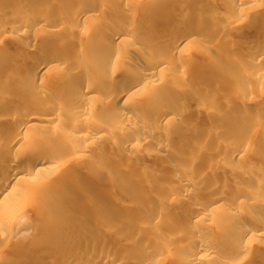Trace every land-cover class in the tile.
<instances>
[{"label": "rangeland", "instance_id": "374dc122", "mask_svg": "<svg viewBox=\"0 0 264 264\" xmlns=\"http://www.w3.org/2000/svg\"><path fill=\"white\" fill-rule=\"evenodd\" d=\"M18 1L27 5L31 12L22 14L20 18H14L6 10L0 9V50L4 53H15L16 48L14 46L18 47L19 44L17 42V46L11 37L16 36V33L22 30L28 34V39L24 40L27 42H23V44L32 45L38 53H48L49 55L61 53L67 55L66 58L69 57L70 51L62 49L61 45L70 42V48L81 51L79 54H82V58L92 59L106 40L105 36L100 33L95 32L94 35H87V37L67 34L63 29L66 26L73 25L74 27L76 25L73 12L77 11L80 5H85L86 9L95 11V8L100 5L108 7L112 0H44L45 6L34 5L32 0ZM146 1L128 0L125 5L133 9L136 14L135 17L144 16L145 19L143 17L134 19L137 24L147 23L146 18L151 17V31H149L152 37L151 47L160 52V59L169 63L167 69L160 70L150 79L149 93L151 95L152 92H155L158 94V98L133 104L135 111L144 113L149 118L161 117L154 124V130H151L153 134L145 137L146 139H143L144 141L135 148L119 146L121 149L117 146L128 140L130 136H142L139 131H134L136 136L132 126H130L131 124L122 125V128H119L121 132L118 130L109 138L99 137L96 141H90L89 147L84 151H81V146L86 142L82 138L65 140L57 151L56 158L58 160L56 159L54 162L55 167L47 168L46 174L44 173L45 175L39 182L34 181L35 184L26 186H24V180L18 182V187L23 188L26 192L25 206L10 214L0 212V264H4L16 255L20 257L22 254L25 257L31 255L33 264L101 263L86 261L82 258L73 263L62 261L60 254H63L62 250L67 245L54 247L51 244H46L48 247H53L54 253L51 251L52 248L49 251L47 247L35 251V245L41 243V236L37 235V230L45 219L63 220L64 218L61 212L53 209L48 210L45 207L47 196H59L60 190L64 191V195L67 194V202L75 210H80L86 206L92 208L91 216L94 221L88 224L84 231L86 234L94 235L101 247L113 248L115 261L112 264H132L135 261H142L144 264H181L184 256L192 249L183 242L184 236L193 234L198 230L206 231L209 235L206 260L200 261L198 264H264V254L259 252V250L264 251V238H251L239 252L238 249H234L236 244L234 241L219 237L221 231H237L239 226L235 221H240L244 216L254 215L260 223H264V76L259 80L250 81V86L244 92L235 89L233 77L227 79L226 82L215 79L217 67L224 69L225 63L222 58L217 57L216 59L212 42L206 39V41H202L199 38L201 37L202 25L193 33L197 40L190 42L184 48L168 52L166 48L180 27L190 25L194 18L204 21L203 9L197 11L196 8L184 4V8H180L181 10H173L172 13L167 14L159 12L156 8L148 7ZM218 1L204 0L203 2L210 7H215L214 4ZM225 4H221L219 1L214 10V17L222 21V24L234 20L233 17L238 14L241 15L242 12L240 9H236L233 11L234 13H231L229 6L227 7ZM7 5L13 6V1L7 0ZM53 9L58 10L59 14H55ZM182 9L189 14L190 18L180 19L177 16V12L183 11ZM111 13L109 12V15ZM112 14L111 16L114 17L111 20L106 13V21L108 18L110 21L109 23L105 21V23L116 27H125L124 20ZM251 16L255 22L264 24V17ZM40 20L44 21L41 22ZM55 20L58 23L55 24ZM97 20L104 23V21L101 22L100 18ZM97 20L95 21L97 22ZM90 23L88 20L78 22L79 25H83L88 30ZM97 24L99 23L97 22ZM248 27L247 24H242L241 27L240 25L233 27L232 30L234 31L221 32L225 40L230 41L231 56L236 60L242 57L244 50L242 45L249 39L248 37H251V33H249L251 29ZM216 30L214 33L219 35L220 30ZM243 40L245 41L243 42ZM132 43L133 45L130 44V41L125 40L114 45V47L132 55L135 54L134 50L137 53L148 54L142 44L135 43V45L133 41ZM85 51L91 55L84 56L86 55ZM208 56L211 57L208 58ZM207 58L209 60L213 58L209 65ZM56 64L59 72L67 70L65 63L57 62ZM175 64L185 67L184 71L177 69ZM108 67L106 72L114 76L124 70L115 64H110ZM227 67H229L230 72L233 71V74L236 72L244 73L248 68L244 67L239 71L236 63L230 62ZM222 68L220 70H223ZM249 70L252 71L251 68H248ZM24 72V70H15L8 79H5L1 78L2 73L0 71V81L4 84L11 82L13 85L14 83V88L18 87L19 91L23 90L26 85H22L18 79L21 81ZM210 72L213 73L206 79ZM39 90H44V88L36 87V91ZM9 95L6 92L0 94V118L5 114L21 111L30 105L42 103L31 96L13 102L15 100L11 99L12 96ZM5 97L6 99H4ZM94 97L90 100V104L93 105L92 113L84 115L81 119L83 123L82 128L79 129L80 134H84V132H98L99 134L106 126L111 129L117 128L121 114L127 113L130 108L128 107L130 105L101 106L105 100L101 89ZM62 98L67 101L76 100L71 95L64 93H62ZM83 104L81 103V105ZM2 111L5 113L2 114ZM55 111V108L47 110L45 115L52 117L49 122H41L40 124H43V133L47 131V133L55 134L61 138L71 129L68 125L70 119L61 120L56 126L57 113ZM163 111H168L169 116H161ZM58 113L61 115L64 112L58 111ZM2 122H6V120L0 121L1 134L12 133L13 125L11 126V123L8 124L7 122V125L6 123L2 124ZM99 123L101 125L98 128L95 127ZM5 125L10 129L6 130ZM179 127H182L186 132L174 133L173 130ZM38 131L33 130L31 133L35 135ZM3 137L0 138V143L3 144H1L3 147H0V150L3 151L5 158L17 156L19 149H17L16 144L11 145L10 148H4ZM239 139L243 143H247L244 147H247L246 150L244 149V156L229 158L231 151L238 149ZM158 140L164 141L165 147L156 146L155 141ZM35 143L39 146L52 145L53 147L55 145L52 140L49 141L45 136L38 137ZM112 147H117V153L110 154L107 151ZM116 155L124 157L127 161L135 159L137 165L125 167L119 163ZM170 156L174 158L172 166L180 169L175 172L177 174L174 173L172 176H170V171L166 169V163L158 161V158L166 159ZM237 172L241 175H237ZM119 174L123 175L121 178H125V174H127L129 180L135 179L147 183L149 187L143 192L144 202L149 200L164 210L165 215L156 217L152 210L139 209L143 199H139L135 189H129L120 182ZM44 180L47 184H41ZM185 180L196 181L201 185L194 193L176 195L174 199L164 197L165 192L179 189ZM77 188H81L85 192L90 191L91 195L82 198L77 192ZM248 192L253 193L256 200L250 199L247 203L237 204L233 214L229 213L228 205L225 202L210 210L204 205L207 197L216 198L220 196L224 200L231 199L234 194H248ZM74 198L79 201L77 204L74 202ZM101 200L109 203L113 210L121 208L128 210L130 215H134V219L128 225L135 226L145 236H148L155 243H160L161 246L158 247L155 243L140 242L134 236L133 231L124 232L104 227L101 221L105 212L98 208V203ZM217 204L211 203V206ZM190 207L202 208L205 214L199 219L191 217L188 220ZM16 225L20 227L15 228ZM103 227L104 230H108L107 236L105 233L107 231L104 232Z\"/></svg>", "mask_w": 264, "mask_h": 264}, {"label": "bare ground", "instance_id": "6f19581e", "mask_svg": "<svg viewBox=\"0 0 264 264\" xmlns=\"http://www.w3.org/2000/svg\"><path fill=\"white\" fill-rule=\"evenodd\" d=\"M12 1L13 6L10 7L7 5V0H0V9L4 11L6 10V12L14 18H20L22 14H29V12H31L29 11L28 6L22 2L19 3L18 0ZM126 1L128 0H112L111 5L108 7L100 5L95 8V11L86 9L85 5H80L78 10L73 12L76 25H74V27L73 25L66 26V28L63 29L67 34L90 36L94 35L96 32L105 36L106 40L99 47L96 52V56L92 59L82 58V54H79L81 51L79 52L76 48H70V42L65 45H61L62 49L70 51L68 54L69 59L66 58L67 55L65 56L61 53H57L56 55H49L48 53L42 52L38 53V51L34 50L32 45L23 44V42H27L24 40L28 39V34L25 30L16 33V36L11 37L13 41L16 42L17 46L19 44L18 47L14 46L16 48L14 54H7L0 50L1 78L8 79L15 70H24L25 72L22 75L21 81L19 79L18 81L22 85H26L25 89L19 91L18 87L14 88V83L11 85V82L4 84L0 81V94L3 92L10 94L9 96L13 97H11V99L15 100L13 102H16L18 99L24 100L30 98V96L33 97V99L40 100L42 102L39 105H30L23 110L18 111L19 113L11 111L13 114L8 113L9 117H7V114L1 117H5L4 119L6 122L8 124L11 123V126L13 125L14 127L12 133H3L4 137L0 132V138L2 139L3 137L5 142L4 148H10L11 145L14 146L13 144H16L17 149H19L17 150V156H11V158L8 159L5 158L3 151L0 150V212L2 214H10L25 206L26 192L23 188L18 187V182L24 180V186L31 185L33 183L35 184L34 181L39 182L43 175L46 174L45 171L47 168L55 167L54 162L56 159L58 160V158H56L57 151L64 144L63 142L65 140L82 138L83 141L86 142L83 146H81V151H84L89 147L90 141H96L99 137L109 138L113 136V134H116L118 130L121 132V129L119 128H122V125L131 124L130 126L133 128V132L139 131L142 136H138L140 139L133 135L134 137L130 136L126 141L120 140L121 142L123 141V143H120L117 147L135 148L138 144H140V142L144 141L143 139H146L145 137L153 134L151 133V130H154V124L157 123L161 117L149 118L144 113L135 111L133 109V104H140L142 102H146L147 99L153 100L158 98V94H155V92H152L151 95L149 93L150 79L160 70L167 69L169 67V63L160 59V52L151 47L152 37L149 34V31H151V17L149 16L146 18L147 23L141 22L140 24H137L134 22V19L139 17H135L136 14L133 9L125 5ZM203 1L204 0H147L146 4L148 7L156 8L159 12L167 14L169 12L172 13L173 10L178 11V9L182 7L184 8V4L196 8L197 11L203 9L202 13L204 15V21L202 19L194 18L190 25L180 27L177 34L171 38L166 49L168 52H170V50H177L178 48L181 49L190 42L197 40L193 33L202 25V30L200 32L201 37L199 38L202 39V41L206 39L207 41L212 42L214 44L213 52L216 55V59L217 57L220 59L222 58V61L225 63V68L223 69L221 67L223 70H220L221 68L218 69L217 66L212 65L218 69H216L215 79H218L221 82H226L227 79L233 77V85L235 86V89L244 92L250 86V81L255 79L259 80V78H263L264 76V24L260 22L257 23L255 22V19L251 18V15L264 17V0H219L221 1V4L226 3L225 5H227V7L229 6L231 13H234L233 11L236 9H240L242 11L241 15L238 14L237 16H234V20L228 21L224 24H222V21L217 20V17H214V10L217 4H219V1L214 4L216 5L215 7H210L209 5L204 4ZM32 3L34 5L45 6L44 0H32ZM53 10L55 14H59L58 10ZM109 12H112L116 17L118 16L123 19L126 23L125 27L107 25L105 23L106 13L109 15ZM111 14L109 15V18L112 20L114 16H111ZM177 16H179L180 19L187 17L190 18L189 14L185 12V10L177 12ZM142 17L145 19L144 16ZM96 18H100L101 22L104 21L105 25L104 23H100ZM108 19V22L106 21L107 23L110 21V19ZM80 20L90 21V29L88 30L84 28L83 25H79L78 22ZM95 20H97L99 24H97ZM40 21L43 22L44 20ZM54 23L56 24L58 21L55 20ZM242 24H247V26H249L248 28L251 29L249 32L251 33V37H248L249 39L246 41L243 40V42H245L244 44L242 42V46L244 48L242 57L239 60H236L233 56H231L232 49L230 41L227 42L221 32H231L233 27L238 25L241 27ZM216 29L220 30L219 35H217L218 33H214V31H217ZM125 40L130 41L131 45H133L132 41L134 44H142L146 48V52H148V54L146 55L142 52L137 53V51L134 50L135 54L132 55L128 52H122L118 48L114 47V45L122 43ZM85 53L86 55L84 56L91 55V53L87 51H85ZM209 57L211 56H208V58ZM208 58L207 60H209ZM212 60L213 58H211L207 64L209 65ZM57 62L63 64L65 63V65H67V70L59 72L60 70L57 69ZM229 62L236 63L239 71L240 69H244V67L251 68L252 71H248L247 68L244 73L236 72L233 74V71L230 72V70H228L229 67L227 66ZM110 64L119 65V67H122L124 70L120 71L116 76L110 75L106 72L109 69L108 66ZM175 67L177 69H181L182 71L185 69V67L179 64H175ZM211 73L213 72H210L206 76V79L210 77ZM39 86L43 87L44 90H39L37 92L36 87ZM100 89L103 90V97H105L101 106L109 107L113 106V104L117 106L130 105L128 106L130 108L127 110V113L121 114L120 120L117 123V128L111 129L106 126L101 133L99 132V134L98 132H84V134H80L79 129L82 128L81 126L83 123L81 119L84 115L92 113L91 111L93 109V105L90 104V100L95 98L94 95L100 91ZM62 93L69 94L76 100H64L62 98ZM4 99H6V97ZM131 102L133 103L130 104ZM81 103L84 104L81 105ZM54 108L57 113V123L55 122L56 126L59 125V121L70 119L68 125L71 129L65 135L63 134L64 136L62 135L61 138L55 134H49L47 131L43 133V124H40L41 122H49L52 116H46L45 112L47 110H53ZM58 111L64 113L60 115ZM3 112L4 111H2V114L5 113ZM161 116L168 117V111H163ZM4 119L2 120L5 121ZM6 122H2V124H5ZM100 125L101 124L99 123V125H95V127L98 128ZM8 129L10 128H7L6 130ZM33 130L39 131L33 135L31 133ZM173 131L176 134L186 132V130L182 127L175 128ZM134 133L136 134V132ZM40 136H45L49 141L52 140L55 145H53V147L52 145L39 146L35 143V141ZM239 141L240 143L238 145V149H233L229 158H232V156L240 158L244 156V151L247 148L244 147L247 143H243L240 139L238 142ZM1 144L2 142L0 143V147ZM155 144L156 146L165 147V142L162 140L155 141ZM117 147H112L111 149L109 148L107 151H109L110 154H114L115 152L117 153ZM171 157L172 156L166 159L158 158V161L166 163L165 166L166 169L170 171V176L180 170L176 166H172L174 158ZM116 158H118L119 163L125 167L137 165V161L135 159L127 161L124 157L117 155ZM236 174L241 175L238 172ZM125 175V178H121V176H123L122 174L118 175L121 178L120 182H122L123 185L129 189H135L139 199H143V203L139 205V209L147 208L152 210L156 217L164 216V210L158 208V206H155L152 202H149V200L144 202L145 199L143 197V192L148 189L149 185L145 182L142 183L139 180H129V176L127 174ZM44 183L47 184L45 180L42 181L41 184ZM200 185L201 184L199 182L185 180L179 189L165 192L164 197L167 199H174V196L176 195L181 196L194 193ZM63 192V190H60L59 196L49 195L45 200L46 209L59 211L64 218L63 220H51L50 218L45 219L42 225L38 227L39 230H37V235L41 236V243L35 245V251L47 247V250L49 251L52 248L51 251L54 253L53 247H48L46 244H51L54 247L67 245V247L62 250L63 254H60V259H63L62 261H70L73 263L80 261L82 258L86 261L90 260L93 262H101L100 264L114 263L115 259L113 256V248L101 247V245L97 243L94 235L86 234L84 231V229L87 228V225L94 221L91 216L92 208L86 206L80 210H75L74 207L69 206V202H67L68 196L67 194L64 195ZM77 192L82 198H86L91 195L90 191L85 192V190H82L81 188H77ZM254 196L255 195L253 193L250 194L248 192V194H234L232 198L230 197L231 199L224 200L220 196H217L216 198L207 197L204 205L210 210L225 202L228 205L229 213L233 214L236 210L237 204L242 202L247 203L250 199L256 200ZM74 200L76 204L79 202L75 198ZM211 203L218 204L211 206ZM98 208L105 212V216L101 221L104 227L114 228L124 232L133 231L134 236L140 242L155 243L148 236H145V234H143L139 229H136L135 226L128 225L134 219V215H130L128 210L125 208L113 210L111 209L109 203L103 200L99 201ZM189 213L188 220L191 217L199 219L205 214L203 209L198 207H190ZM235 222L239 226L237 231H221L219 233V237L234 241V244L236 243L234 249H238L239 252L242 251V248H244L251 238H264V223H260L254 215L244 216L240 221L237 220ZM18 227L20 226H15V228ZM104 232L107 236L108 230L106 229ZM104 232L102 231L103 234H105ZM208 236L209 235L206 231L203 232L201 230L184 236L183 242H185L187 247H192V249L184 256L181 264H198L200 261L206 260V252L209 246ZM155 244L158 247L161 246L160 243ZM259 252L264 254V251L262 250H259ZM89 253L91 254L89 255ZM4 264H33V258L31 255L29 257H25L23 254L20 257L16 255L9 261L4 262ZM132 264H144V262L135 261Z\"/></svg>", "mask_w": 264, "mask_h": 264}]
</instances>
